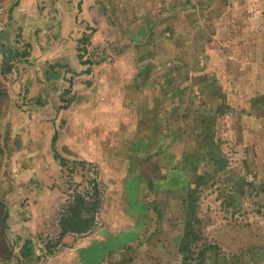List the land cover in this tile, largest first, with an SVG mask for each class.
I'll return each mask as SVG.
<instances>
[{
  "label": "crops",
  "instance_id": "0c3cea01",
  "mask_svg": "<svg viewBox=\"0 0 264 264\" xmlns=\"http://www.w3.org/2000/svg\"><path fill=\"white\" fill-rule=\"evenodd\" d=\"M131 2L0 0V79L8 83L7 78L13 79L7 86L11 143L1 160L0 195L6 204L3 221L7 223L3 243L7 246L0 248V264H136L142 257H150L153 252L148 253L147 247L160 245L157 235L165 229L163 221L153 219L162 210L155 207L157 202L148 200L163 196L157 182L170 183L169 191L176 188L178 197L165 210L171 216V233L182 226L178 216L183 211L191 213L185 197L193 193L194 184L183 193L178 187L186 182L173 173H196L202 159L214 161L213 154H198L196 160L188 149L180 153L181 159L174 157L167 174L155 168L153 181L142 172L148 160L161 156L166 147L158 149L156 142L150 143L154 151L148 156L141 150L132 171L126 167L131 162L114 150L130 148L144 128L131 122L146 111L140 105L146 97L132 93L133 84L149 86L153 95L149 101L157 95L161 101H172L178 93H159L156 87L213 83L205 74H195L205 67L192 62L194 50L179 41L187 37L188 42L200 39V45L205 43L190 33L198 20L194 12L197 0H191L182 13H166L160 2L151 0ZM39 26L43 30L37 34ZM86 35L89 50L83 53L88 56L82 58L80 41ZM117 45L122 46L118 52ZM24 47H28L25 52ZM15 55L19 58L14 71L6 72L4 62ZM89 56L93 63L84 60ZM57 65L62 66L63 75L71 70L82 74L75 79V95L66 106H62L60 90L53 89L56 79L46 74L50 66ZM162 69L170 71L166 75L159 72ZM34 97L43 98L44 103L38 106ZM20 101L25 104L18 105ZM72 161L97 166L96 189L85 193L69 188V176L64 172ZM161 163L158 161V168ZM227 165L228 160L225 168ZM95 197L101 199L97 202ZM91 207L96 209L95 216L86 211ZM75 212L80 223L94 220L93 224L86 229L73 225L81 230L70 228L65 223Z\"/></svg>",
  "mask_w": 264,
  "mask_h": 264
},
{
  "label": "rangeland",
  "instance_id": "374dc122",
  "mask_svg": "<svg viewBox=\"0 0 264 264\" xmlns=\"http://www.w3.org/2000/svg\"><path fill=\"white\" fill-rule=\"evenodd\" d=\"M132 1L130 0L134 5L135 0ZM151 1L160 2L166 13L172 10H177V13L186 12L191 3V0ZM195 8L198 20L190 28V33L200 36L205 43L200 45V39L188 42L187 37L180 38L179 41L184 47L186 45L194 50L192 62L205 67L195 74H205V79L219 82L213 81L210 85L182 83L156 87L159 93H178L172 101H161L159 95L157 99L149 101L150 96H153L147 88L149 86L133 84L132 93L146 97L140 101L141 106H146V111L144 116L134 121L131 119V122L132 125L144 128L130 148H116L114 151L115 155H122L131 162L126 167L129 166L128 169L132 171L133 165L140 160L141 150H146L148 156L154 151L150 150V143L156 142L158 149L161 145L166 147L161 156L148 160V165L142 172L144 177H150L153 181L156 177L155 168L161 174H167V166L174 157L181 159L180 153L188 149L193 156L196 154V160L198 154L209 157L211 153L214 161L202 159L196 173H173L180 175L188 184L179 186L178 190L185 193L187 186L191 188V182L194 190L185 197L188 201L185 207L191 209V213L183 211L178 216L182 226L174 231L172 229V233L171 223L168 222L171 216L166 215L165 210L178 197L175 195L176 188L169 191L167 188L170 183H156L157 188L163 191V196L157 194L148 200L150 204L157 202L155 207L162 210V213H153V219L156 222L163 221L165 229L157 235L161 236L160 245H154L155 249L147 247V252L153 254L148 258L142 257L144 259L136 264H264V0H197ZM182 23L184 22L180 25ZM180 25L175 30H179ZM42 30L43 27L39 26L36 33ZM166 30L165 28L164 33L168 34L169 30ZM39 40L41 41V37ZM161 41L163 44V40ZM88 43L89 37L82 36V58L88 56L83 53L89 50ZM121 47L115 46V51L118 52ZM27 49L28 47H24L23 52ZM17 57L19 58L15 55L4 62L6 72L14 71ZM100 57L102 54H99L98 58ZM84 60L94 62L91 56ZM91 63L88 69L92 67ZM61 69V65L50 66L46 74L56 79L53 81V89L60 90L62 106H66L75 95L74 81L82 74L71 70L67 76L66 73L62 74ZM168 71L170 70L162 69L159 72L167 75ZM146 74L145 72L141 76L145 77ZM7 79L9 83L0 79V175L2 152L11 143V124L7 120L10 108L7 86L13 79ZM151 92L154 91L151 89ZM34 98H38L33 102L38 106L44 103L43 98ZM22 104L25 102L18 103ZM137 142L141 143L140 148ZM158 161L163 162L162 168H158ZM96 168L97 166L84 162H69L67 173L64 172L69 176V188L85 193L96 189ZM101 188L104 189V185ZM100 199L94 198L97 202ZM77 204L79 205L78 198ZM86 211L95 216L96 209L91 207ZM5 212L6 204L0 195L2 249H5V244L7 246V242L3 243L7 229L6 220L3 221ZM73 214L72 225H81L86 229L93 224L94 220H91L84 225L80 223L79 214ZM187 221L188 231L185 230ZM148 236L146 234L145 237ZM155 239L158 240V237ZM51 247L55 248L56 245Z\"/></svg>",
  "mask_w": 264,
  "mask_h": 264
},
{
  "label": "trees",
  "instance_id": "16d2710c",
  "mask_svg": "<svg viewBox=\"0 0 264 264\" xmlns=\"http://www.w3.org/2000/svg\"><path fill=\"white\" fill-rule=\"evenodd\" d=\"M8 68H10V66H9ZM70 221H71V220L68 219L67 222H66L65 224L71 225L70 228L78 229V228H76V227H74V226L72 225L74 221L72 220V223H70ZM78 230H81V229H78Z\"/></svg>",
  "mask_w": 264,
  "mask_h": 264
}]
</instances>
